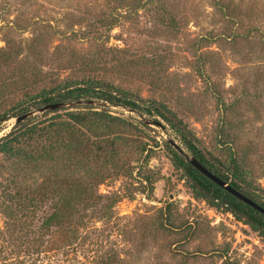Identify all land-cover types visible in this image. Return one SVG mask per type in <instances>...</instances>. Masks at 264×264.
<instances>
[{
  "label": "rangeland",
  "instance_id": "obj_1",
  "mask_svg": "<svg viewBox=\"0 0 264 264\" xmlns=\"http://www.w3.org/2000/svg\"><path fill=\"white\" fill-rule=\"evenodd\" d=\"M109 1L0 0V119L9 118L0 122V139L17 117L35 112L25 122L43 119L39 110L47 104L28 102L30 97L68 79L97 78L140 109L51 96L55 103L73 104L60 110L91 108L130 121L141 130L133 136L135 146L147 144L143 154L135 147L125 158L132 176L120 171L99 185L104 199L75 221L78 239L41 229L49 207L24 216L5 201L12 166L1 160L0 264H264L262 229L213 201L175 157L173 152L188 161L171 141L193 157L181 137L143 110L166 107L212 161L240 160L251 186L244 190H257L264 201V0H257L253 25V18L235 24L213 0H173L178 33L155 28L146 7L97 35L106 61L89 69L83 63L96 43L76 18L99 12ZM152 57L158 65L150 64Z\"/></svg>",
  "mask_w": 264,
  "mask_h": 264
},
{
  "label": "trees",
  "instance_id": "obj_2",
  "mask_svg": "<svg viewBox=\"0 0 264 264\" xmlns=\"http://www.w3.org/2000/svg\"><path fill=\"white\" fill-rule=\"evenodd\" d=\"M172 2L173 0H110L99 12L95 13L92 9L88 17H77V23L85 25L88 34L93 35H87V38L96 43V50L89 54L91 59L83 65L89 69L101 68L106 60L100 59L105 53L101 48L102 40L97 35L101 36L106 31L114 30L123 19H133L146 7L152 11L155 28H160L165 33L176 31L178 33L180 15ZM212 2L224 17L237 25L246 18L249 21L253 18L251 25L255 23L257 0ZM253 30L259 31L256 28ZM234 36L238 38L240 33ZM156 59L152 57V60L149 61V58L148 61L155 66ZM56 92L63 101L101 99L140 109V105L131 101L128 94L97 78L68 79L54 89L30 97L28 102L54 104L51 95ZM115 93L118 94L114 95ZM224 107L229 112L232 110L230 105ZM143 110L149 115L155 113L166 121L195 158L214 174L264 207V201L254 192L257 190H244L243 185L251 186L244 180L245 172L240 160L234 157L229 165L212 161L199 148L197 140L166 107L155 105ZM7 119L9 118L4 116L0 122ZM227 124L229 125L230 121ZM140 133L141 130L132 122L108 112L92 111L91 108L50 111L44 113L40 122L18 123L8 135L0 139V163L4 160L12 166L8 183L3 187V198L24 216L34 217L49 207L50 214L44 213V218H41V229L44 231L58 229L62 236L78 239L79 231L74 225L75 221H79L82 212L96 208L104 199L97 192L99 185L120 171L127 176L133 175V169L125 158L135 147L137 154H143L147 150V144L144 145L143 142L137 146L134 144L136 140L133 136ZM173 153L186 167L190 177L202 186L203 191L213 201L229 206L245 216L253 227L262 229L264 233L263 214L212 182L179 154ZM3 166L5 167L0 164V172ZM110 170H113L112 174ZM145 181L152 186V179L146 178Z\"/></svg>",
  "mask_w": 264,
  "mask_h": 264
},
{
  "label": "water",
  "instance_id": "obj_3",
  "mask_svg": "<svg viewBox=\"0 0 264 264\" xmlns=\"http://www.w3.org/2000/svg\"><path fill=\"white\" fill-rule=\"evenodd\" d=\"M73 104L71 103H66V102H60V103H54V104H48L47 106L41 108L39 111L42 113L50 112V111H55V110H60L67 108L68 106H72ZM35 112H29L25 115H22L20 117L16 118V122L21 123L24 122L27 118L31 117L34 115ZM171 144L179 150L181 154H184L187 158V160L190 162V164L197 169L201 174H203L205 177L210 179L212 182L220 186L221 188L225 189L227 192H229L231 195H233L235 198L238 200L242 201L243 203L247 204L251 208L255 209L256 211L260 212L261 214L264 215V207L261 206L258 202L244 194L243 192L239 191L235 187H233L231 184L223 180L220 176L214 174L212 171H210L205 165H203L197 158L190 157L186 155L184 150L179 147L176 143L171 141Z\"/></svg>",
  "mask_w": 264,
  "mask_h": 264
}]
</instances>
